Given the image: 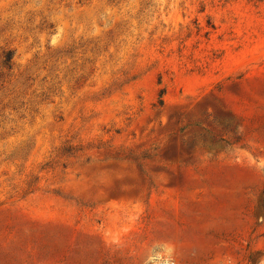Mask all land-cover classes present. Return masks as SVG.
Listing matches in <instances>:
<instances>
[{
    "label": "rangeland",
    "instance_id": "1",
    "mask_svg": "<svg viewBox=\"0 0 264 264\" xmlns=\"http://www.w3.org/2000/svg\"><path fill=\"white\" fill-rule=\"evenodd\" d=\"M0 264H264V0H0Z\"/></svg>",
    "mask_w": 264,
    "mask_h": 264
},
{
    "label": "trees",
    "instance_id": "2",
    "mask_svg": "<svg viewBox=\"0 0 264 264\" xmlns=\"http://www.w3.org/2000/svg\"><path fill=\"white\" fill-rule=\"evenodd\" d=\"M13 59H14V54L12 52L5 53L4 60H3L4 66L9 69H12Z\"/></svg>",
    "mask_w": 264,
    "mask_h": 264
}]
</instances>
